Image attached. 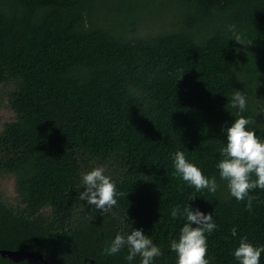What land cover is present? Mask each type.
<instances>
[{"label": "trees", "instance_id": "16d2710c", "mask_svg": "<svg viewBox=\"0 0 264 264\" xmlns=\"http://www.w3.org/2000/svg\"><path fill=\"white\" fill-rule=\"evenodd\" d=\"M234 90L264 138V0H0V250L42 256L0 264H140L104 252L131 229L161 249L153 264H176L171 212L187 204L217 225L209 264H238L241 237L264 246V190L248 211L216 168ZM177 151L215 193L174 175ZM94 167L126 194L107 214L78 198Z\"/></svg>", "mask_w": 264, "mask_h": 264}, {"label": "clouds", "instance_id": "9594fccd", "mask_svg": "<svg viewBox=\"0 0 264 264\" xmlns=\"http://www.w3.org/2000/svg\"><path fill=\"white\" fill-rule=\"evenodd\" d=\"M228 30L233 33V40L243 45V40L235 32V25H228ZM230 107L239 109L234 122L224 131L227 142L220 149V159L216 168L220 180L231 197L237 201L246 200V210L251 211L255 196L250 193L255 189L264 190V138L249 129L253 123L249 118L240 115L247 107V97L242 91L234 90ZM174 175L180 177L189 187L197 192L207 189L211 193L217 190L216 177H206L202 170L189 162L182 151H177L173 156ZM103 167H94L81 174V187L78 198L92 205L101 214L109 213L117 204L116 197L126 194L117 192L115 182L104 174ZM196 197L190 198L194 200ZM173 219L180 217L185 221L179 230L178 238L170 241V250L176 254V264H209L207 256L206 233H212L217 225L212 219V213L205 214L199 209H193L187 204L183 209L177 206L172 209ZM193 225H196L193 227ZM231 235L236 236L237 230L233 227ZM127 248L126 260L131 262L137 256L140 264H153L155 258L162 255L161 249L152 239L143 234L141 229H131L128 233H117L109 247L104 249L106 255H114ZM264 246H254L248 242L247 237H241L238 247L233 255L238 264H260L261 253Z\"/></svg>", "mask_w": 264, "mask_h": 264}, {"label": "water", "instance_id": "95a60500", "mask_svg": "<svg viewBox=\"0 0 264 264\" xmlns=\"http://www.w3.org/2000/svg\"><path fill=\"white\" fill-rule=\"evenodd\" d=\"M2 254H6L7 256L18 259L23 257H35L42 259V256L40 254L34 253L32 251H27L25 249H16V250H0Z\"/></svg>", "mask_w": 264, "mask_h": 264}, {"label": "rangeland", "instance_id": "374dc122", "mask_svg": "<svg viewBox=\"0 0 264 264\" xmlns=\"http://www.w3.org/2000/svg\"><path fill=\"white\" fill-rule=\"evenodd\" d=\"M147 12H148V8H147ZM159 13H158V11H157V9L154 7L153 9H152V18H156V17H159ZM0 116H2V120L3 119H6V118H9V117H11V113L10 112H8L7 111V109H5V108H1V111H0Z\"/></svg>", "mask_w": 264, "mask_h": 264}]
</instances>
